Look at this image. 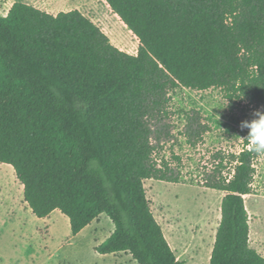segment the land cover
Here are the masks:
<instances>
[{
  "label": "trees",
  "instance_id": "trees-1",
  "mask_svg": "<svg viewBox=\"0 0 264 264\" xmlns=\"http://www.w3.org/2000/svg\"><path fill=\"white\" fill-rule=\"evenodd\" d=\"M105 1L138 39L135 54L77 9L52 14L14 2L0 15V163L12 167L32 214L59 210L72 236L105 214L113 230L97 253L186 264L144 187L178 181L156 158L168 91L216 87L231 108H264V0ZM245 143L202 172L206 188L224 193L209 264H264L249 246L244 196L257 153Z\"/></svg>",
  "mask_w": 264,
  "mask_h": 264
},
{
  "label": "rangeland",
  "instance_id": "rangeland-1",
  "mask_svg": "<svg viewBox=\"0 0 264 264\" xmlns=\"http://www.w3.org/2000/svg\"><path fill=\"white\" fill-rule=\"evenodd\" d=\"M31 1L52 13L77 9L96 23L114 46L136 53L138 39L105 0ZM121 43L124 48L119 47ZM168 96L156 158L169 164L178 181L147 179L146 196L160 226L178 228L175 240L167 235L177 250V259L188 264H209L207 251L224 193L206 188L202 172L212 169L216 155L229 162L231 154L245 147L247 129L241 128V122L251 120L254 112H264V108L246 103L231 108L222 90L216 87L193 90L178 86L169 90ZM191 122L201 125L194 124L199 131L190 138L194 145L185 135ZM253 164L252 190L244 196V202L251 245L256 246L257 237H261L264 249V152L257 153ZM22 192L12 167L0 163V264H136L127 253L103 255L94 250L113 230L105 214H100L91 227L72 236L64 214L56 209L45 219L36 217L24 202Z\"/></svg>",
  "mask_w": 264,
  "mask_h": 264
},
{
  "label": "crops",
  "instance_id": "crops-1",
  "mask_svg": "<svg viewBox=\"0 0 264 264\" xmlns=\"http://www.w3.org/2000/svg\"><path fill=\"white\" fill-rule=\"evenodd\" d=\"M14 2H23V3H27V4H30V5L36 7V8H38V9H40V10H43V11L48 12V13H52V12H50V11H48V10H45V9H43V8H41V7H38V6L35 5L31 0H0V15L4 16V15L7 13V11L9 10L10 6H11ZM71 10H72V9H71ZM61 11H69V10H61ZM58 12H59V11H57V12H55V13H52V14H56V13H58ZM119 47H123V48H124V47H125V46H124V43H123V44L121 43V46H119ZM119 49L122 50L121 48H119ZM127 50H132V48H131V47H127ZM123 51H124V50H123ZM127 53H129V52H127ZM131 54H132V53H131ZM53 211H54V210H53ZM217 214H218V221H217V224H216V226H215V228H214V230H213L212 240H211V242H210V244H209V249H208V251H207V252H209V254L207 253V256H210V252H211V250H212L213 243H214V239H215L216 228H217L218 223H219V221H220V205H219V208H218ZM47 217H48V216H47ZM97 218H98V217H97ZM97 218H96V219H97ZM44 219H45V218H44ZM96 219H94L89 225H87L86 227H84L79 233H81V232H82L83 230H85L86 228L91 227L92 223H94V221H95ZM161 228H162L163 234H164V236H165V238H166L168 244L170 245L171 249L174 251V253H175V255H176L177 250H176L175 248H173V246L169 243L167 235H168L169 237H171L172 240H175L174 237L176 236V234H177V232H178V228H177V227H174V226H167L165 229H164L163 227H161ZM79 233H78V234H79ZM255 245H256V246H252V245H251V232H250V225H249V246H250L251 248L255 249L258 253H261L262 256H264V249L261 248V245H262V243H261V237H257V241H256ZM185 247H186V244H185ZM178 251H179V250H178ZM261 251H263V252H261ZM181 255H182V254H181ZM176 256H177V255H176ZM186 264H188V263H186Z\"/></svg>",
  "mask_w": 264,
  "mask_h": 264
},
{
  "label": "clouds",
  "instance_id": "clouds-1",
  "mask_svg": "<svg viewBox=\"0 0 264 264\" xmlns=\"http://www.w3.org/2000/svg\"><path fill=\"white\" fill-rule=\"evenodd\" d=\"M241 128L247 129L250 149L256 153L264 152V112L257 110L251 120L241 122Z\"/></svg>",
  "mask_w": 264,
  "mask_h": 264
}]
</instances>
